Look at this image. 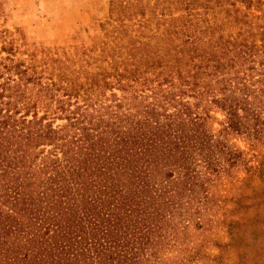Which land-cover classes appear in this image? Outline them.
I'll return each mask as SVG.
<instances>
[{
    "label": "trees",
    "instance_id": "obj_1",
    "mask_svg": "<svg viewBox=\"0 0 264 264\" xmlns=\"http://www.w3.org/2000/svg\"><path fill=\"white\" fill-rule=\"evenodd\" d=\"M208 1L71 52L3 40L0 264H156L206 223L210 184L247 165L228 137L264 139V0Z\"/></svg>",
    "mask_w": 264,
    "mask_h": 264
},
{
    "label": "rangeland",
    "instance_id": "obj_2",
    "mask_svg": "<svg viewBox=\"0 0 264 264\" xmlns=\"http://www.w3.org/2000/svg\"><path fill=\"white\" fill-rule=\"evenodd\" d=\"M223 1L227 8L235 2ZM133 4L137 5L123 9V3L116 18L111 17L110 0H0V47L3 40H14L17 46L24 44L20 50L43 47L60 54L73 51V47L100 45L106 39L101 24L110 21L108 34L120 32L117 35L122 37L140 11L149 15L160 9L158 0ZM236 5L244 8L240 2ZM250 9L259 13L255 6ZM215 17L218 22L232 19L223 11ZM119 21L126 27H118ZM154 22H150L152 28ZM215 116L223 118L219 112ZM228 139L243 151L247 165L234 167L231 175H222L210 184L209 202L215 206L205 213L206 223L180 230L178 240L161 251L156 264H264V139L257 142L242 135ZM248 166L256 168L252 177Z\"/></svg>",
    "mask_w": 264,
    "mask_h": 264
}]
</instances>
